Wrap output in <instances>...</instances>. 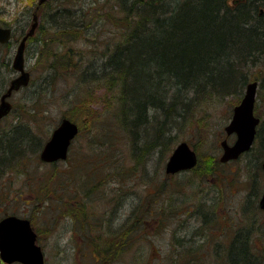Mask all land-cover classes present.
Masks as SVG:
<instances>
[{
	"label": "trees",
	"instance_id": "16d2710c",
	"mask_svg": "<svg viewBox=\"0 0 264 264\" xmlns=\"http://www.w3.org/2000/svg\"><path fill=\"white\" fill-rule=\"evenodd\" d=\"M55 5L49 0L41 7L36 35L26 48L33 46L36 57L31 72L42 63L37 80L43 77L45 84L36 89L30 77L29 85L19 89L24 93L20 104H13L0 121V187L12 173L20 175L41 163L38 155L49 137L37 132L47 115L42 95L57 90L60 81L71 83L61 99L74 114L69 119L80 116L79 132L100 117L96 125L102 128V146L111 152L115 135H124L129 153L136 155L134 166L155 148L170 146L175 141L170 132L193 124L201 128L202 118L196 115L201 107H217L228 99L230 107L238 104L252 80L258 82L257 112L264 97V0H59ZM11 45L0 44V95L15 73ZM260 120L255 145L241 157L249 155L245 167L252 163L258 170L264 160V118ZM211 159L203 160V173L197 165L191 172L212 177L223 166ZM82 165L89 166L90 180L83 184L95 187L90 160ZM82 165L70 173L79 167L84 173ZM116 175L119 181L123 173ZM251 187L241 208L246 223L223 248V264H264V246L257 250L252 243V235L264 243V212L256 185ZM73 217L85 223L79 211ZM110 221L103 227L107 234ZM105 237V244L113 240V235ZM188 261L194 264L195 259Z\"/></svg>",
	"mask_w": 264,
	"mask_h": 264
},
{
	"label": "rangeland",
	"instance_id": "374dc122",
	"mask_svg": "<svg viewBox=\"0 0 264 264\" xmlns=\"http://www.w3.org/2000/svg\"><path fill=\"white\" fill-rule=\"evenodd\" d=\"M58 1L50 0V5L55 8ZM79 1L87 4L93 0ZM37 2L0 0V23L13 25ZM12 46L9 57L15 51L16 46ZM32 51L33 46L29 45L24 54L25 68L36 80L34 88L39 89L45 84L43 77L37 80L43 67L40 62L31 72L36 63ZM15 75L11 74L12 77ZM68 82H57V90L43 93L42 105L47 106V115L43 116L37 129L41 136L49 134L66 113L67 117L74 115L68 110L67 100L61 99L66 89L71 87ZM101 94L102 91L98 90L96 98L100 99ZM23 95L19 91L10 98V102L19 105ZM231 100L217 107H201L196 113L202 118L201 128L193 124L192 127H184V131L170 132L175 141L166 149L155 148L144 162L136 166L133 158L136 155L129 153L124 135H115L116 144L111 152L109 147L102 146L103 137L99 130L102 128L96 125L100 117H94L73 141L66 161L39 163L20 175L12 173L1 182L5 183L0 187V218L14 213L30 219L39 237L37 242L43 248L45 264H93L95 259L87 253L86 247L92 244L104 246L105 236L112 235L111 243L116 242L119 246L115 264H180L184 259H195L194 264H223V248L237 229L246 223L241 208L251 185H256L254 189L259 198L264 184L261 169H254L252 163L245 167V158L249 155L234 162L221 164L219 161L222 154L219 143L225 138L224 128L234 105L230 107ZM257 107L254 114L264 118V97L258 101ZM98 108L100 105L93 107ZM41 109L42 106L38 112L42 113ZM77 118L75 122L80 125L81 118ZM227 139L232 144L235 137L232 134ZM181 141L198 150L196 170L203 173V160L211 158L223 167L218 166L212 177L201 175L199 178L201 173L195 175L191 170L166 174L167 158ZM89 160L90 177L96 185L93 188L89 182L83 184L90 181L87 180L89 166L82 165ZM78 164L83 166L84 173L82 167L70 173ZM121 172L123 176L117 181L119 177L116 174ZM77 211L85 223L75 220L73 213ZM131 213L133 215L128 217ZM107 219L111 220L112 231L108 234L103 230L109 221ZM102 234L103 237H99ZM257 237L252 235V243L257 250H262L264 243ZM189 247L194 249H187ZM182 251L186 257L182 256ZM105 264L111 262L106 261Z\"/></svg>",
	"mask_w": 264,
	"mask_h": 264
},
{
	"label": "water",
	"instance_id": "95a60500",
	"mask_svg": "<svg viewBox=\"0 0 264 264\" xmlns=\"http://www.w3.org/2000/svg\"><path fill=\"white\" fill-rule=\"evenodd\" d=\"M45 2V0H39ZM35 19V17H34ZM37 23L34 22L27 36L24 37L17 47L13 57L12 69L18 75L11 79L4 93L0 96V120L9 114L11 103L8 98L14 91L20 87H26L29 84V73L24 68L23 52L25 41L32 35ZM10 29L0 27V43L5 44L10 39ZM257 82L252 81L247 84L240 104L232 110V118L224 128L226 135L235 133L236 140L233 145H228L227 140L220 143L223 149L220 161L227 162L237 159L241 154L251 149L255 139L256 127L259 122L253 114ZM77 125L67 118L62 119L60 124L54 128L51 137L44 143V148L39 154L42 162H56L57 160H66L67 151L72 139L77 135ZM197 164L196 153L187 143L180 142L174 148L172 154L168 157L165 165L166 174H176L178 171H185L193 168ZM264 176V162L261 164ZM262 195L258 200L259 208L264 210V186ZM36 235L31 229L29 221L17 216H8L0 221V258L6 263L21 264H44V257L39 246H36Z\"/></svg>",
	"mask_w": 264,
	"mask_h": 264
},
{
	"label": "flooded vegetation",
	"instance_id": "af4514ba",
	"mask_svg": "<svg viewBox=\"0 0 264 264\" xmlns=\"http://www.w3.org/2000/svg\"><path fill=\"white\" fill-rule=\"evenodd\" d=\"M37 1H38L37 3L32 4L30 9H27V12L23 17H18L14 21L13 25L12 24H5L4 25V24L0 23V26L2 28H9L10 29L11 37H10V40L8 42H10L12 45L16 46L15 50L17 48V45L21 42V40L27 36L28 31L31 29V27L34 24L33 22L35 21L37 23L35 29L39 25L38 13H39L41 7H43L48 2V0H46L45 2H41V3L39 0H37ZM30 12H31V14H30ZM34 17H35V19H34ZM35 29H34L32 35L28 36V38L25 42L26 48H27V43L29 42L28 40L32 39L36 35ZM15 34H17L18 37H16ZM11 56H13V55H11ZM11 56H10V61L12 62L13 58ZM86 249H87L86 250L87 253L91 254V258L95 259L93 264H97L99 262H101L102 264H105L106 261L111 262V264H115L117 261L116 260L117 259V251L119 250V246L116 242L115 243H106L104 246H100L99 244H92V246H88V247H86ZM80 251H79V253H81ZM107 256H110V258Z\"/></svg>",
	"mask_w": 264,
	"mask_h": 264
}]
</instances>
